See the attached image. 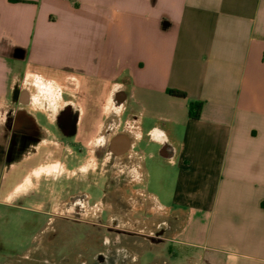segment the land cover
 Returning a JSON list of instances; mask_svg holds the SVG:
<instances>
[{
	"label": "crops",
	"instance_id": "crops-1",
	"mask_svg": "<svg viewBox=\"0 0 264 264\" xmlns=\"http://www.w3.org/2000/svg\"><path fill=\"white\" fill-rule=\"evenodd\" d=\"M43 83L113 107L135 177L144 134L175 168L168 204L146 193L171 227L160 246L186 264H264V0H0V107Z\"/></svg>",
	"mask_w": 264,
	"mask_h": 264
},
{
	"label": "flooded vegetation",
	"instance_id": "flooded-vegetation-1",
	"mask_svg": "<svg viewBox=\"0 0 264 264\" xmlns=\"http://www.w3.org/2000/svg\"><path fill=\"white\" fill-rule=\"evenodd\" d=\"M27 94L26 89L12 92L17 99L10 104L17 105L7 112L12 118L7 123L8 146L4 149L0 144V185L17 170L25 171L16 182L13 199L20 205L25 200L32 202L34 232L26 249L12 251L8 263L118 264L113 252L124 238L140 235L148 243L160 245L171 227L162 217L152 220L153 228L149 227L142 166L135 177V157L121 146L114 132L113 107L85 101L79 91H64L54 98L45 84L34 85L28 101ZM104 108L109 110L102 116ZM101 119L103 128L98 125ZM28 172L30 176H26ZM25 177L29 178L28 188ZM130 202L140 211L130 212ZM1 204L9 206L5 201ZM134 213L144 223L138 231L119 223L133 218ZM103 235L108 237L102 243ZM59 236L67 238L62 240L60 255L55 254L59 247L54 244ZM88 236L92 241L86 242ZM90 251L93 254L88 256Z\"/></svg>",
	"mask_w": 264,
	"mask_h": 264
},
{
	"label": "rangeland",
	"instance_id": "rangeland-1",
	"mask_svg": "<svg viewBox=\"0 0 264 264\" xmlns=\"http://www.w3.org/2000/svg\"><path fill=\"white\" fill-rule=\"evenodd\" d=\"M21 82L17 83L20 85ZM45 83H43L44 85ZM46 86V85H45ZM53 88V89H52ZM25 89V88H21ZM32 89V87H31ZM20 90V89H19ZM14 91V90H13ZM52 94L56 96V89L51 87ZM27 101L30 99L31 91H27ZM8 100H12V94H9ZM21 101L22 97L20 98ZM16 103L10 104L7 103L6 107H0V144L3 145V148L6 149L8 146V122L12 118L8 115L9 108H15ZM109 108H104V111L107 112ZM134 111L136 114L139 111V108L135 103L130 104L127 108H124L120 114L121 121L123 123L122 128L125 129L127 121H131L132 116L131 111ZM41 121L44 122L42 118ZM147 124L146 121L141 119L140 130L146 132ZM136 151L141 150L145 154L144 158V169L146 171V179L143 182L144 189L148 194L157 195L160 198L162 203L168 204L170 200V192L172 186L174 185L176 170L174 167L166 164L164 160L159 155V147L148 140L147 136L144 134V137L140 139L135 147ZM148 152H157L156 157L150 158L147 154ZM3 173V172H1ZM5 173V172H4ZM25 171L17 170L15 173H12L10 177H7L6 181L0 185V244L4 246L3 250H0V264H10L8 263L7 258L10 256L12 251L16 253L23 252L26 247L29 245L30 240L33 235V226L31 222L33 221L34 215L29 210L32 207V202L25 200L20 205L19 200L15 201L13 198L6 196L7 192L12 189L14 184L19 181L24 175ZM5 175V174H4ZM29 178L26 179V181ZM28 185V181L25 186ZM25 188H28L25 187ZM4 196L6 197L3 200ZM1 201H5L9 206H3ZM150 203V202H149ZM147 203L148 207L150 204ZM130 212H138V206L135 202H130L129 204ZM148 207H146L148 209ZM134 213L133 218L120 220L119 223L124 228L129 230L138 231L144 227V223ZM157 217H160L159 214H150V228H153L152 220H156ZM152 231V229H150ZM108 236H102V243L104 238ZM70 238L76 240L77 236H70ZM67 239L65 236H59L54 240V244L58 245L59 249L55 254H62V240ZM86 242L92 241L93 237H86ZM175 251L177 257H173L168 253V248ZM104 246H102V250ZM184 248H181L178 244L166 243L164 245H153L143 240L142 237H128L124 238L117 248H114V254L117 257L118 264H186V261L179 256L180 252H184ZM93 254V251L87 252V255L90 256ZM70 264H73L72 262Z\"/></svg>",
	"mask_w": 264,
	"mask_h": 264
},
{
	"label": "trees",
	"instance_id": "trees-1",
	"mask_svg": "<svg viewBox=\"0 0 264 264\" xmlns=\"http://www.w3.org/2000/svg\"><path fill=\"white\" fill-rule=\"evenodd\" d=\"M169 94L176 97H185V94L176 90H169ZM202 104L200 102H190L188 106V114L192 119H198L200 116Z\"/></svg>",
	"mask_w": 264,
	"mask_h": 264
},
{
	"label": "clouds",
	"instance_id": "clouds-1",
	"mask_svg": "<svg viewBox=\"0 0 264 264\" xmlns=\"http://www.w3.org/2000/svg\"><path fill=\"white\" fill-rule=\"evenodd\" d=\"M230 259H231V257H230Z\"/></svg>",
	"mask_w": 264,
	"mask_h": 264
}]
</instances>
